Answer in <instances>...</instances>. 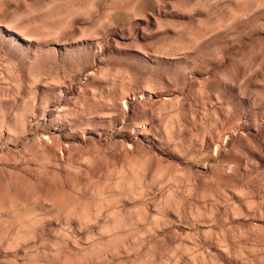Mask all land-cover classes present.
<instances>
[{
	"label": "rangeland",
	"instance_id": "1",
	"mask_svg": "<svg viewBox=\"0 0 264 264\" xmlns=\"http://www.w3.org/2000/svg\"><path fill=\"white\" fill-rule=\"evenodd\" d=\"M0 264H264V0H0Z\"/></svg>",
	"mask_w": 264,
	"mask_h": 264
}]
</instances>
